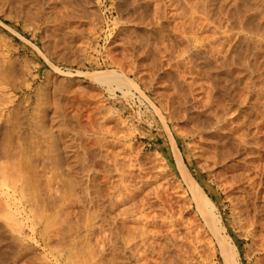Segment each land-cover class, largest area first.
<instances>
[{
	"label": "rangeland",
	"instance_id": "rangeland-1",
	"mask_svg": "<svg viewBox=\"0 0 264 264\" xmlns=\"http://www.w3.org/2000/svg\"><path fill=\"white\" fill-rule=\"evenodd\" d=\"M262 26L264 0H0V164L3 161L4 169L7 166L9 174L13 173L10 177L18 173L19 177H14L20 180L15 185H21V181L26 185H21V196L11 192L13 177L4 181L6 186L0 184V199L4 202V192L9 193L11 209L20 221L19 227L12 229L0 214V264H71L78 259L75 255L67 259L73 249H78L83 264H106L103 257L107 253H100L97 244L101 217L107 236L105 248L113 242L111 230L117 232V243L124 246L127 229L136 233L135 227L159 228L151 224L143 227L140 212L145 210L150 220L157 214L153 216L156 221H166V212L157 206L140 211V197L126 194L120 185V173L127 190L130 184L146 179L151 186L164 185L165 192L160 193L163 206L180 221L176 226L180 254L187 251L188 256H184H190L193 264H223L217 246L211 248L213 237L202 226L194 203L191 205L185 186H181L170 136L198 182L209 191L247 264L245 253L251 240L233 221L241 207L245 211L247 197L241 191L242 183L230 180L234 171L228 161L217 159L223 149L221 133L233 134V138L247 131L251 141L256 138L258 142L251 143L256 150L248 156L258 167L264 165ZM234 61L240 65L235 67ZM229 68L233 70L225 73ZM105 69L122 73L139 90L129 85L130 91L125 94L126 86L120 88L115 82L107 85L86 74ZM245 95L247 99L243 100ZM251 106L258 112L253 113ZM222 111L221 125L217 115ZM236 114L240 115L234 119ZM218 125L223 126L221 130ZM56 147L61 153L54 151ZM4 149L12 157L1 155ZM56 152L65 161L63 168L52 165L60 159ZM82 172L93 175L96 186L95 192L86 184L88 189L84 191L91 199L88 207L82 203V190L77 185ZM260 194L259 207L264 206V189ZM149 199L154 200L152 195ZM262 206L259 209L264 213ZM120 211H124L123 216H118ZM116 223L120 225L115 228ZM160 230L162 242L167 224ZM140 239L136 234L127 246L135 243L143 249ZM195 244L196 252L192 250ZM89 251L95 252L92 262L83 258ZM124 251L127 255L128 250ZM179 252L176 248L172 255L178 258Z\"/></svg>",
	"mask_w": 264,
	"mask_h": 264
},
{
	"label": "bare ground",
	"instance_id": "bare-ground-1",
	"mask_svg": "<svg viewBox=\"0 0 264 264\" xmlns=\"http://www.w3.org/2000/svg\"><path fill=\"white\" fill-rule=\"evenodd\" d=\"M172 1V0H170ZM229 3V2H228ZM253 4V3H252ZM226 5V4H225ZM256 5V4H255ZM221 7V6H219ZM256 7V6H255ZM244 8V7H243ZM262 12V11H261ZM225 13V12H224ZM199 14V13H198ZM262 15V14H261ZM248 16V15H247ZM262 19V18H261ZM198 20V19H197ZM196 20V21H197ZM259 20V19H258ZM236 21V20H235ZM198 23V22H197ZM245 24V23H244ZM252 25V24H251ZM258 25V24H257ZM261 25V24H260ZM225 26V25H224ZM249 26V25H248ZM229 27V26H228ZM264 27V26H262ZM238 29V28H237ZM227 30V29H226ZM241 30V29H240ZM253 30V28H252ZM236 32V30H235ZM229 33V32H228ZM227 33V34H228ZM238 33V32H236ZM249 33V32H248ZM225 34V33H224ZM235 35V34H234ZM248 36V35H247ZM228 38V37H227ZM243 40V39H242ZM254 40V39H253ZM218 41V40H217ZM221 43V42H220ZM230 44V43H229ZM251 46V45H250ZM218 50V49H217ZM236 50V49H235ZM246 50V49H244ZM219 52V51H217ZM244 52V51H243ZM242 52V54H243ZM250 52V51H249ZM221 53V52H220ZM233 54V53H232ZM241 54V55H242ZM218 55V54H217ZM234 55V54H233ZM220 56V55H219ZM235 56V55H234ZM242 57V56H241ZM240 57V58H241ZM234 58V57H233ZM245 58V56H244ZM237 59V58H236ZM239 59V58H238ZM235 60V59H234ZM218 61V60H217ZM225 61V60H224ZM227 61H228V58H227ZM221 64L223 62L219 61ZM241 62V61H240ZM218 63V62H217ZM219 63V64H220ZM224 63H227L226 61ZM233 63V62H232ZM231 63V64H232ZM235 63V61H234ZM237 63V61H236ZM233 64L235 65H240V64ZM264 63V62H262ZM220 64V65H221ZM228 64V63H227ZM249 64V63H248ZM247 64V65H248ZM246 65V66H247ZM254 65V64H252ZM218 66V64H217ZM224 65H221V67H223ZM230 66V64H229ZM251 66V65H250ZM257 66V65H256ZM254 66V67H256ZM226 67V66H225ZM238 67V66H237ZM245 67V66H244ZM243 67V68H244ZM249 67V66H248ZM252 67V66H251ZM253 67V68H254ZM189 68V67H188ZM227 68V67H226ZM250 68V67H249ZM249 68H246V69H249ZM257 68V67H256ZM259 68V67H258ZM2 70V68H0ZM57 69V68H56ZM218 69V67H217ZM224 69V68H223ZM227 70V69H225ZM233 69L229 68V71H225L226 72H230L232 71ZM245 70V69H244ZM251 73H252V70H250ZM58 72V71H57ZM220 72V71H219ZM247 72V70H246ZM245 71L242 73H246ZM264 72V71H262ZM60 73V72H59ZM86 73V72H84ZM249 72H247L248 74ZM250 73V74H251ZM65 74V73H64ZM90 78L94 79V80H97L99 82H104V83H107V85H109L110 83L112 82H115L117 86H126V91H125V94L129 93L130 91V87L134 86V88L136 90H139L138 87L134 84L133 81L129 80V78L125 77L122 73L119 74L117 73L115 70H110V69H105V70H100V71H93V72H87L86 73ZM230 74V73H229ZM228 74V75H229ZM232 74V73H231ZM75 75V74H74ZM241 75V74H240ZM232 76V75H231ZM234 76H237V75H234ZM249 76V74H248ZM230 77V76H229ZM241 77V76H239ZM238 77V80H240L241 78ZM223 78V77H222ZM235 78V77H234ZM232 78V79H234ZM246 78H249L246 76ZM250 79V78H249ZM221 80V79H220ZM236 81H238L237 79H234ZM246 80V79H245ZM235 81V82H236ZM234 82V83H235ZM240 82V81H238ZM114 83V84H115ZM239 84V83H238ZM115 85V86H116ZM130 85V87H129ZM227 85V84H226ZM234 85V84H232ZM237 83H235L234 86H236ZM264 85V84H262ZM234 86H230L234 88ZM223 87V85L221 86ZM219 87L221 90L222 88ZM225 87V86H224ZM226 88H229V87H226ZM225 88V89H226ZM232 88V89H233ZM224 89V90H225ZM231 89V90H232ZM111 90V89H110ZM220 90V91H221ZM227 90H230V89H227ZM226 90V91H227ZM248 90H251L248 88ZM254 90V89H253ZM262 90V88H261ZM225 91V92H226ZM233 91V90H232ZM256 91V90H255ZM222 92V91H221ZM224 92V91H223ZM225 92L223 93L225 95ZM249 92V91H248ZM262 93V91H260ZM230 93V91L228 92ZM244 93V92H243ZM250 93H253L250 91ZM257 93V92H256ZM242 94V93H241ZM264 94V93H262ZM227 96V95H226ZM229 96V95H228ZM232 96V95H231ZM244 96V95H243ZM242 96V99L244 100V98L247 99L246 96L248 95H245V97ZM235 98V97H234ZM255 98V97H254ZM228 99V98H227ZM230 99V98H229ZM233 100V97L231 98ZM241 99V100H242ZM257 99V98H256ZM259 99V98H258ZM239 100V99H238ZM224 101V100H223ZM227 102H230L227 101ZM260 102V100H259ZM242 103V101H241ZM2 104V103H1ZM222 105L224 103H221ZM231 104V103H230ZM232 104H234L232 102ZM244 104V102H243ZM3 105V104H2ZM236 105V104H235ZM247 105V104H246ZM226 107V106H225ZM230 107V106H229ZM233 107V105H232ZM252 109V112L255 113V112H258L256 111L255 107L253 108V106H251ZM259 108V107H258ZM257 108V109H258ZM224 109V108H223ZM231 109V108H230ZM234 110V109H233ZM243 110V109H241ZM260 110H261V107H260ZM1 111V110H0ZM262 111V110H261ZM259 111L261 114L262 112ZM225 111H222L220 112L218 115H217V123L218 124H221V123H224V122H221L222 121V117L223 115L225 114L224 113ZM228 112V111H226ZM233 112V111H232ZM239 112V111H238ZM237 112V113H238ZM251 112V111H250ZM244 113V112H243ZM259 113V114H260ZM246 114V113H245ZM244 114V116H245ZM249 114H252V113H249ZM248 114V115H249ZM228 115V114H227ZM230 115V114H229ZM240 114H236L234 119H236L237 117H239ZM242 115V114H241ZM253 115V114H252ZM234 116V115H233ZM255 116V114H254ZM24 117V116H23ZM225 118V116H224ZM251 118V117H250ZM261 118H264V115H262ZM17 119V118H16ZM15 119V120H16ZM19 119V118H18ZM230 119H233V117ZM229 119V122H232V120L230 121ZM246 119V118H245ZM256 119V118H255ZM22 120V119H21ZM20 120V121H21ZM240 120V119H238ZM244 120V119H243ZM262 120V119H261ZM224 121V120H223ZM228 121V120H226ZM234 121V120H233ZM236 121V120H235ZM8 122V121H7ZM6 123V122H5ZM9 123V122H8ZM240 123V122H239ZM243 123V122H242ZM247 123V122H246ZM10 124V123H9ZM19 124V123H18ZM241 124V123H240ZM248 124V123H247ZM250 124V123H249ZM16 125V123H15ZM222 125V124H221ZM221 125H218V130H221L223 126ZM236 126L239 125V124H235ZM242 125V124H241ZM14 126V125H13ZM23 126H24V123H23ZM235 126V127H236ZM256 126V125H255ZM258 126V125H257ZM6 127V126H5ZM22 127V126H20ZM237 127H242V126H237ZM236 127V128H237ZM247 127V126H246ZM254 127V125H253ZM216 128V127H215ZM19 129V128H18ZM233 131L236 130L235 128H231ZM240 129V128H239ZM239 129H237L239 131ZM6 130V129H5ZM4 130V131H5ZM17 130V129H16ZM41 130V129H40ZM47 130V129H46ZM241 130V129H240ZM242 131V130H241ZM239 131V132H241ZM257 131V130H256ZM259 131V129H258ZM13 132V131H12ZM11 132V133H12ZM16 132H19V131H16ZM42 133V131H40ZM50 132V130H49ZM168 132V131H167ZM170 132V131H169ZM169 132H168V135H169ZM230 132V131H228ZM237 132V131H236ZM243 133L237 134L236 137L233 136V138L229 135V134H224V133H221L222 136L224 137L223 139V144H222V147L223 149H220L222 151H220L219 153V156L218 157L219 159H217V161L219 162H225L226 160V163L228 161V163L230 164L229 166H231L232 170L234 171L232 175V178L230 177V180L232 179L234 181H236L235 183H242L240 186H241V191L243 190L244 191V194L245 196L244 197H247V199L243 202L244 206L245 207V211L243 210V208L241 207L240 210L236 213L233 221L235 223V225H237L241 230L244 231L245 233V237H247L249 240H251V243L248 247V250L246 251L245 253V256L247 258V264H264V217H262V220L259 219V217L261 215H264V213H261L260 212V206L257 205V202H258V199H260V193L262 191V189H264V187H262V184H264V182H262V180H264V165H261L260 167H258V163L256 164L254 161L255 159H251L250 156H248V154L250 155L251 152H253V147L252 145H257V141H256V138H254V141L252 140L251 141V138L248 137V133L247 131H245V134L244 131H242ZM10 133V132H9ZM14 133V132H13ZM46 133V132H45ZM216 133V132H215ZM256 133V132H255ZM260 133V132H259ZM18 134V133H16ZM23 134V132H22ZM253 134V133H252ZM257 134V133H256ZM10 136V134H9ZM8 136V137H9ZM19 136V135H18ZM24 136V135H23ZM214 136V135H213ZM252 137V135H251ZM255 137V136H254ZM258 138V137H257ZM11 139V138H10ZM9 139V140H10ZM19 139H21L19 137ZM170 139H171V147H172V152H173V155H174V160H175V167H176V170H177V173L179 174V180L181 182V186H185L183 189H184V192H187V195H189V200H190V203L192 205V203H194L195 205V211H197V213L199 214V217L201 218V221H202V226L205 225V227L207 228V231L210 232V235L213 237L214 239V247L211 246L212 249L215 248V245L217 246L216 249L217 252H219V255L221 256L222 258V263L223 264H244L243 263V258L241 257V254H240V251H239V248L237 247L234 239L231 237V235L228 233V230L223 222V217L222 215L219 213L215 203L213 202L211 196H210V193L209 191H207L197 180V178L194 176L192 170L190 169V164L189 162H187L185 159H183L182 157V154H181V151L180 149L178 148V146L176 145L174 139L170 136ZM3 140V139H2ZM8 140V138H7ZM17 140V138H16ZM259 140V138L257 139ZM4 141V140H3ZM13 141V140H12ZM31 141V140H30ZM53 140H51L52 142ZM261 141V140H260ZM1 142V141H0ZM11 142V141H10ZM15 142V141H14ZM23 142V141H22ZM5 143V142H4ZM9 143V142H8ZM31 143V142H30ZM53 143V142H52ZM252 143V145H251ZM254 143V144H253ZM11 144V143H10ZM17 144V143H16ZM56 144V143H55ZM216 144V143H215ZM9 145V144H8ZM20 145V144H19ZM51 145V144H49ZM251 145V146H250ZM260 145V144H258ZM34 146V145H33ZM53 146V145H52ZM51 146V147H52ZM218 146V145H217ZM221 146V145H220ZM261 146V145H260ZM260 146H256V147H260ZM7 147V146H6ZM17 147V145H16ZM219 147V146H218ZM222 147H219V148H222ZM5 148V147H4ZM19 148V147H18ZM49 148V147H48ZM3 149V148H2ZM52 149V148H51ZM55 150L54 151H58L57 147L54 148ZM63 150V149H62ZM256 150V149H255ZM5 151V149H4ZM9 151V150H8ZM16 151V150H15ZM14 151V152H15ZM21 151V150H19ZM60 151V150H59ZM58 151V152H59ZM65 152V150H63ZM1 152V151H0ZM3 152V151H2ZM12 152H13V149H12ZM18 152V151H17ZM16 153V152H15ZM54 152H52L53 154ZM61 153V152H59ZM255 153V152H254ZM11 154V152H10ZM6 151L4 152V154H1L7 158H9V155ZM18 154V153H16ZM51 154V155H52ZM57 156L59 155L57 152H56ZM212 154V153H210ZM14 155V154H13ZM20 155V154H19ZM61 155V154H60ZM64 155V154H63ZM215 155V154H214ZM254 155V154H253ZM11 156V155H10ZM56 156V157H57ZM239 156H241V158L239 159ZM259 156V155H258ZM12 157V156H11ZM17 157V156H16ZM19 157V156H18ZM17 157V159H18ZM55 157V155H54ZM59 157V156H58ZM216 157V155H215ZM4 158V157H3ZM13 158H15V155L13 156ZM22 158V157H21ZM20 158V159H21ZM24 158V157H23ZM60 158V157H59ZM256 158V157H255ZM25 159V158H24ZM5 160V158L3 159ZM10 160V159H9ZM58 160V162H54V163H57V165L55 166L54 164H52L54 167H57L58 165H62V168L64 167L65 165V161L63 162V158H60V159H56V161ZM257 160V158H256ZM259 160V159H258ZM257 160V161H258ZM31 162V160H28ZM48 161V160H47ZM50 161V160H49ZM71 161V159H70ZM260 161V160H259ZM3 162V161H2ZM2 162L0 164V184L2 186H6L4 184H6V182L8 181H11V180H6V179H12L14 180L16 177L15 174H17L16 176H18V173L14 171V176H11L10 175H13V173L9 174V172L7 171V166L3 163L4 166H6V170L4 169V167L2 166ZM10 162V161H9ZM21 162V161H20ZM53 162V161H52ZM83 162V161H82ZM80 162V163H82ZM13 163V162H11ZM15 163V162H14ZM17 163V162H16ZM24 163V162H23ZM29 163V162H27ZM25 164V165H29V164ZM67 163V162H66ZM78 163V162H77ZM200 163V162H199ZM227 163V164H228ZM232 163V164H231ZM262 163V162H261ZM18 164V163H17ZM15 164V167L16 165ZM48 164V163H47ZM50 164V163H49ZM64 164V165H63ZM70 164V163H68ZM75 164V163H74ZM73 164V165H74ZM85 164V163H84ZM256 164V165H255ZM51 165V166H52ZM200 165V164H199ZM8 166H11L13 167V165L9 164ZM23 166V165H21ZM32 166V164H31ZM44 166V165H43ZM50 166V165H49ZM52 166V167H53ZM70 167V165H68ZM68 166H66V169L69 168ZM10 167V168H11ZM19 167V165H18ZM18 167H16L17 169H19ZM27 167V166H26ZM30 167V166H29ZM33 167V166H32ZM59 167V166H58ZM9 168V167H8ZM9 168V169H10ZM15 168V169H16ZM22 168V167H21ZM37 168V167H36ZM8 169V170H9ZM12 169V168H11ZM28 169V167H27ZM65 169V168H64ZM65 169V170H66ZM75 169V168H74ZM81 169V168H80ZM90 169V168H89ZM23 170V169H22ZM20 170V171H22ZM51 170V168H50ZM70 170H73L72 168H70ZM68 170V172L70 171ZM18 171V170H17ZM82 171V170H81ZM86 171H89L90 170H86ZM92 171V170H91ZM19 172V171H18ZM26 172V171H25ZM31 172V171H30ZM55 172V171H54ZM71 172V171H70ZM77 171H75L76 173ZM95 172V171H94ZM21 174H24L23 172H20ZM31 173H34L35 172H31ZM51 173V172H50ZM53 173V172H52ZM62 173V172H61ZM232 173V172H231ZM67 174V173H66ZM78 174V173H77ZM81 174V173H80ZM121 174V177H120V185L124 186L125 188V191H126V194L129 195V196H138L140 198H138V202H139V207H140V211H143L144 209H150V208H153L155 206L157 207H160V211H165L166 212V216H165V219L166 221H164V219L161 218L162 215H158L160 219V221H156L154 219H156V215L157 214H153V216L155 217H151L152 219L150 220L146 215H144L145 213V210H144V213L140 212L141 216H142V221H143V227L144 226H147V224H151L153 225V227H156L158 226L159 228H156V229H149V230H146L142 227H135L134 230L136 231L133 232L132 230L130 229H127V234L126 236L123 238L124 242H125V245L122 246L119 245L117 243V232L114 230V233L112 232L113 230H111L110 232V238L113 239V242H111L107 248H105V238L107 237L106 234H105V227H104V218L101 217V222H100V225H101V233H100V240H99V243L97 242V244H99V252L100 253H103V252H106L107 254L104 255V259H105V263L106 264H121V260H124V264H131V261H134V264H193V262H191V260L189 259V257H185V256H188L186 255L187 251L186 252H182V254H180L179 252V249H178V244H177V241H178V238L179 236L177 235V232H176V226L178 225V219L176 217H174V214L172 215V212H170L169 208H166L165 210V207L163 206V200L161 198V195L160 193L162 194V191L165 192V187L164 185H158L157 186H151V181L146 179V180H141V181H138V182H134L133 184H130V189L127 190L126 186L124 185V180H125V177L123 176V173H120ZM118 174V175H120ZM171 174V173H170ZM20 175V174H19ZM25 175L27 176V178L29 179V176L27 175V172L25 173ZM33 175V174H32ZM56 175V174H55ZM58 175V174H57ZM79 175V174H78ZM23 177V175H20ZM19 177V176H18ZM33 177V176H32ZM36 177V176H35ZM53 177V176H51ZM50 177V178H51ZM49 178V177H48ZM19 179V178H18ZM18 179H15V181H12L9 183L10 185V189H11V192L12 194L15 195V192H18L19 195H23L22 194V191H23V188L22 186L24 185L21 181V185L17 186L15 185L16 182L18 181ZM24 179V178H23ZM55 179V178H54ZM76 179V178H75ZM6 180V182H4ZM20 180V179H19ZM50 180V179H49ZM60 180V179H59ZM229 180V181H230ZM241 180L243 182H241ZM35 181V180H34ZM76 181V180H75ZM227 181V182H229ZM15 182V184H14ZM27 181H25V184H28V182L26 183ZM58 182V181H57ZM96 182V181H95ZM13 183V185H12ZM62 183V182H61ZM231 183V182H230ZM79 184V185H78ZM84 185V187H81V185ZM86 184H89L88 186H92V188H94L95 192H96V186L94 184V176L91 175V174H82L78 177L77 179V185L80 186L79 188H81L82 190V193H80V199L82 200V203H84V206L88 207L89 206V200L91 199H88L87 195H86V191H84L85 189H88L87 188V185ZM233 184V183H231ZM239 185V184H238ZM26 186V185H24ZM28 186V185H27ZM121 186V187H122ZM239 186V187H240ZM9 188V187H8ZM28 188V187H26ZM25 188V190H26ZM30 188V187H29ZM7 189V188H6ZM31 189V188H30ZM57 189V188H56ZM120 189V188H119ZM175 189V187H174ZM24 190V191H25ZM34 190V189H33ZM79 190V189H78ZM80 190V191H81ZM4 191V189L2 190ZM178 191V190H177ZM180 191V190H179ZM242 191V192H243ZM10 192V191H9ZM10 192V193H11ZM27 192V191H26ZM77 192V191H76ZM1 193V192H0ZM25 193V192H24ZM3 194V193H2ZM118 194V193H117ZM4 195L5 197H7V199H5V201L3 202L1 199H0V214H1V217L3 216V219H5L7 222L6 224L8 223L9 225L8 226H11L12 229H15L16 227H19L18 224H20L19 220L17 217H15V214H14V211L13 209H11V203L10 201L11 200V197L9 195V193L7 191L4 192ZM141 195V196H139ZM153 196L154 200H151L149 199V196ZM177 195V194H176ZM236 195V194H235ZM238 195V194H237ZM250 195H253L251 197H253V201L251 202L249 199L251 198ZM13 196V195H12ZM24 196V195H23ZM15 196H13L14 198ZM19 197V196H17ZM116 197H119V195H117ZM22 198V197H21ZM79 198V197H78ZM177 198V197H176ZM180 198V197H179ZM233 198V197H232ZM231 198V199H232ZM19 199V198H18ZM230 199V200H231ZM13 200L16 201V198H14ZM25 200V199H24ZM30 200V199H29ZM183 200V199H182ZM262 200V199H261ZM118 201L121 203L123 201V198H118ZM117 201V202H118ZM18 202V200H17ZM20 202V200H19ZM188 202V201H187ZM15 203V202H14ZM189 203V204H190ZM19 203H17L18 205ZM13 207H14V204H12ZM16 205V204H15ZM234 205V204H233ZM169 206V205H168ZM170 207V206H169ZM264 207V206H262ZM16 208V207H15ZM239 208V207H238ZM155 209V208H153ZM168 209V210H167ZM171 209V207H170ZM16 210H19V209H16ZM152 210V209H150ZM233 210V209H232ZM264 210V209H262ZM149 211V210H148ZM155 211V210H153ZM172 211V210H171ZM157 212V211H156ZM155 213V212H154ZM174 213V212H173ZM194 213V212H193ZM235 213V211H234ZM17 214H18V211H17ZM120 214L121 215H118V216H123L124 214V211L121 212L120 211ZM195 214V213H194ZM252 214V215H251ZM148 215V214H147ZM251 216V217H248V216ZM157 216V218H158ZM178 217V216H177ZM195 217V216H194ZM193 217V218H194ZM56 218V217H55ZM123 217H121L122 219ZM164 218V217H163ZM168 219V220H167ZM198 219V218H197ZM48 220L47 219V224H48ZM55 221V220H54ZM157 222H160L158 223L159 225H157ZM180 222V221H179ZM50 223V222H49ZM56 223V222H55ZM54 223V224H55ZM198 223V222H197ZM196 223V224H197ZM200 223V222H199ZM166 225L167 224V232L165 234V238L163 239L162 242H160V237L163 236V233L161 232L160 230V227L162 225ZM116 225L117 223L114 225V227L116 228ZM120 225V224H118ZM117 225V227H119ZM46 226V225H45ZM188 226V225H187ZM200 226V227H202ZM47 227H49L47 225ZM89 227V226H88ZM258 228V229H257ZM17 229V228H16ZM192 229V228H191ZM238 230V229H237ZM206 231V230H205ZM258 231V232H257ZM261 232V233H260ZM194 233V232H193ZM134 234V235H133ZM138 235L141 239H140V243L143 244V249L140 248L139 246L140 245H137V244H132L130 246H127V244L129 245V242L131 241V238H133L135 235ZM209 234V233H208ZM194 235V234H193ZM196 236V235H195ZM183 237V236H182ZM186 238V237H185ZM183 238V239H185ZM246 238V239H247ZM109 239V240H111ZM213 239L210 238V241H213ZM190 240V239H189ZM180 241V239H179ZM184 241V240H183ZM121 242V241H120ZM187 242V241H186ZM200 242V241H199ZM181 243V242H180ZM188 243V242H187ZM186 243V244H187ZM212 243V244H213ZM211 245V244H210ZM177 246V247H176ZM190 247V246H189ZM177 248V252H179V254H177L178 258L175 257V255H172V253L174 252V250ZM180 248V247H179ZM197 248L196 244L195 246L192 248V250L195 251V249ZM210 248V247H209ZM182 249V248H181ZM180 249V250H181ZM124 250H128V254L126 255V252ZM185 251V250H184ZM192 253H194L193 251H191ZM94 253L95 252H92V251H89V256L86 255V253L83 255V258L84 259H89V261L92 262V258L94 256ZM186 253V254H185ZM80 254V253H79ZM78 249H73V250H70L68 255L66 256L68 260H71L73 259L74 255L75 257H77L78 259H75L72 260L71 264H83V259H80L81 256H78ZM175 254V253H174ZM185 254V256H184ZM191 254V253H190ZM189 254V255H190ZM181 255H183L185 258L182 259ZM203 255V254H202ZM152 256H154L152 258ZM201 255H199L200 257ZM214 256V255H212ZM193 257V255H192ZM195 257V255H194ZM211 257V255H210ZM149 258V259H148ZM140 259H143V262L140 263ZM194 259V258H192ZM196 259V258H195ZM194 259V260H195ZM197 260V259H196ZM198 261V260H197ZM201 261V260H200ZM199 262V261H198ZM197 262V263H198ZM202 262V261H201ZM211 263L210 264H215V263H212V261H210ZM201 264V263H199Z\"/></svg>",
	"mask_w": 264,
	"mask_h": 264
}]
</instances>
